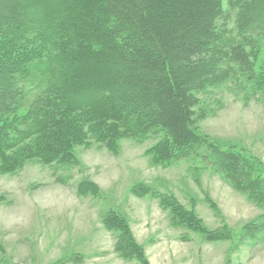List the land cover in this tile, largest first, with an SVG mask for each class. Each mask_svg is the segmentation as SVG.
Returning <instances> with one entry per match:
<instances>
[{
  "label": "trees",
  "instance_id": "trees-1",
  "mask_svg": "<svg viewBox=\"0 0 264 264\" xmlns=\"http://www.w3.org/2000/svg\"><path fill=\"white\" fill-rule=\"evenodd\" d=\"M0 0V166L24 161L66 166L74 148L156 142L154 166L197 160L262 210L244 230L264 241V155L226 146L200 130L198 95L230 82L264 101V0ZM248 97V95H247ZM204 115V112H203ZM80 196L98 189L80 182ZM91 192V193H90ZM173 227L207 242L231 240L207 230L172 195L142 184ZM98 196V195H97ZM101 224L114 252L147 264L123 214L109 209Z\"/></svg>",
  "mask_w": 264,
  "mask_h": 264
},
{
  "label": "rangeland",
  "instance_id": "rangeland-1",
  "mask_svg": "<svg viewBox=\"0 0 264 264\" xmlns=\"http://www.w3.org/2000/svg\"><path fill=\"white\" fill-rule=\"evenodd\" d=\"M255 62L264 69V43ZM197 111L203 133L263 159V99L227 82L199 92ZM155 142L122 139L114 152L79 145L66 166L34 159L15 172L0 166V264H139L114 252V234L101 224L109 209L128 220L147 264H264V241L243 229L262 210L197 160L154 166L146 151ZM80 182L99 193L80 196ZM138 184L174 196L207 230L228 229L232 239L207 242L173 227L155 198L131 194Z\"/></svg>",
  "mask_w": 264,
  "mask_h": 264
}]
</instances>
